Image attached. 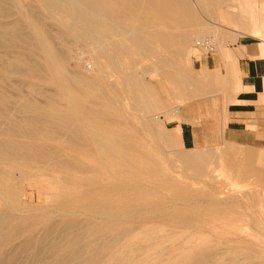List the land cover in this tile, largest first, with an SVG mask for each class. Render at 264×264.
Instances as JSON below:
<instances>
[{
    "label": "bare ground",
    "instance_id": "6f19581e",
    "mask_svg": "<svg viewBox=\"0 0 264 264\" xmlns=\"http://www.w3.org/2000/svg\"><path fill=\"white\" fill-rule=\"evenodd\" d=\"M174 5L182 7L175 0H0V264L18 262L26 253L34 257L35 264H108L111 254L125 255H120L119 250L126 235L121 226L135 217L136 221L141 217L148 223L157 211L169 219L178 209L227 207L223 200L205 205L190 199L194 194L184 185L173 195L175 203L151 210L124 208L118 203L129 190L135 191L144 184L124 177L123 166L138 167L135 157L143 152L132 127L134 118L124 116L122 110L121 58L129 49L134 54L155 51L157 47L171 48L173 38L179 36L174 33L177 29L159 30L148 17L163 16L161 23L167 27V15ZM79 43L90 50L91 62L83 68ZM69 59L74 60V68L69 67ZM46 84L53 87L47 89ZM135 85L130 97L141 102L144 94ZM126 129L133 130V134L123 133ZM175 154L177 158L178 152ZM47 186L55 189L52 205L34 204ZM165 187L174 189L170 180ZM262 198L258 200L262 202ZM114 261L122 264L119 259ZM211 261L204 256L192 260V264Z\"/></svg>",
    "mask_w": 264,
    "mask_h": 264
},
{
    "label": "rangeland",
    "instance_id": "374dc122",
    "mask_svg": "<svg viewBox=\"0 0 264 264\" xmlns=\"http://www.w3.org/2000/svg\"><path fill=\"white\" fill-rule=\"evenodd\" d=\"M28 1L31 2L32 0ZM202 1L175 0L183 8L174 5V8L167 15V19L169 20L167 27L161 23L163 16L153 14L154 16L148 17L155 21L156 28L159 30L166 28L171 32H174L176 29L178 30L179 33L176 32L177 30L174 33H177L179 36L173 38L170 45L171 48L164 50L162 47H157L155 51L148 49L133 54L129 52L130 47H127L126 49L129 50H127L128 54L126 52L125 55L127 54L128 56L125 57L124 55V59L121 58L123 66L121 68L120 74L122 75H120L119 83L122 82L123 84L121 83L122 85L120 84L119 87L123 95H127V97L121 96V102L123 101L122 110L124 116L127 117L128 114V117L134 118L132 122L134 121L133 123L135 124H132V127L135 129L136 138L141 144V151L143 152L142 155L137 154L135 157L138 167L123 166L125 171L124 177L135 182L138 181L141 185L144 183L145 185L143 184L142 188L135 191L129 190L128 194H124L122 200L118 201V203L124 208L141 207L151 210L156 206L175 203L173 195L177 193L178 188L184 185L189 190V193L194 194L190 199L199 200L201 203H205V205L210 203V201H214L217 204V200H223L224 203L227 202V207L220 208L217 205H208L210 207L206 206L195 210L178 209L177 213L175 212L176 214H172L173 218L170 217L169 219L160 216V212L157 211L154 214L155 218L150 219L153 223L150 221L147 223L141 217L138 218V220L140 219L139 221H136L135 217L134 222H126L121 226L126 231V235L120 243L119 250L120 255H125L120 257L116 254L114 256L111 254L112 256L110 255L108 259L106 258L107 261L109 260L108 264H114L113 261L115 259L122 261V264H192V260L204 256L211 258L212 261L209 264H264V206H262L264 205V188H262L264 187V169L261 170L264 168V163L260 160L259 155L260 153L264 154V145L256 137L252 136H249L250 140L248 142H232L224 138L217 142V125H215L217 124L215 120L217 118V102H214L215 90L209 89L206 92H197L196 88V81H202V84H204V81L208 82V76L210 77L217 70L216 67H213L212 63H206V59L212 58L216 52L217 55L222 56V62L225 64L232 55L231 51H242V49H248L251 52L259 51L260 39L252 36V30L264 38V1ZM185 5L186 7H184ZM231 14H233V21L230 19ZM187 15L189 16L187 17ZM237 19L244 22L238 20L239 22L236 23ZM179 20H182L183 23L179 24ZM246 24H248L247 27ZM175 25L179 27L177 28ZM181 29L182 31H180ZM204 40L210 41L213 44V51L208 52L205 47L198 45V43H202ZM80 45L83 46V44L79 43V45L77 44V49L83 54L81 56V66L83 68L85 63L91 62L89 60L90 50L88 46L87 49V47L85 48L86 45L83 47ZM175 45L178 46L175 48ZM156 52L159 54H156ZM164 53H166L167 58L164 56ZM152 55L156 57H152ZM171 58L177 61H173ZM72 60L69 59L68 65L74 68L75 62ZM166 63L167 65H165ZM127 72L132 73L127 74ZM125 73L131 77L130 79L128 76L131 81L128 80ZM126 84L127 86H125ZM134 85L144 94L141 101L143 104L139 100L134 101L133 99L132 101L130 97L131 90L135 89L133 88ZM52 87V84H46L45 86L47 89ZM122 87L124 88L122 89ZM127 87H130V90ZM126 89L127 91H124ZM126 92L130 93V95L126 94ZM148 97H152L151 100ZM234 102L237 103L238 101L234 100ZM138 105H140V108ZM131 107L132 109H130ZM231 107L232 110H240L244 106L233 105ZM223 109V113H225L226 105ZM146 112H149V114L145 115ZM142 117L145 118L146 122ZM138 118L141 119L140 122ZM178 126L182 128L177 130ZM248 127L256 132L255 126ZM138 131H141L142 135ZM123 133L131 135L133 134V130L126 129ZM155 149L158 152L159 150L161 151L158 153ZM177 152L178 159L175 154ZM251 154L254 156L252 157ZM186 159L189 161L187 162ZM210 160L212 161L210 162ZM194 165L195 167H192ZM171 166L172 170L170 169ZM183 166L184 169L182 168ZM166 167L170 170L166 169ZM183 170L185 171L183 172ZM252 171L256 175L252 173L254 176H251ZM182 173H184L185 177L182 176ZM169 180L174 186L172 191L167 190L165 187V183ZM44 190L41 193L42 196L34 204L52 205V193L55 189L52 186H47ZM27 191L30 193L31 189ZM254 192L256 195H259H257L260 197L258 199L263 197V203L257 199ZM250 196L253 198V205L252 203L250 204ZM168 198L170 200H167ZM200 198H203V201ZM208 200L209 202H207ZM259 204L261 205L259 206ZM257 205L260 207L259 209L258 207L255 208ZM257 210L260 211L257 212ZM255 212L259 214L257 215L256 213L255 215ZM174 215L176 216L174 217ZM183 215L185 221H182L184 219H180L183 218ZM188 216L191 217L189 218ZM192 216L193 218L194 216H201L199 219L202 220L204 216V219L207 218V220L205 219L206 221L203 220L204 222H202L195 217V222H193ZM54 217H52V222L56 219V216ZM160 217L163 219H161V223H159ZM171 218L172 220L174 219L173 222H176V225L170 220ZM169 221L171 222L168 223ZM178 225L180 229L176 228ZM185 227L188 229H185ZM185 236L188 237L186 238ZM105 256L107 257V255ZM122 259L125 261L123 262ZM21 260L15 261L16 263L10 261V264H35V259L30 253L24 254ZM4 263L8 264L9 261L1 264Z\"/></svg>",
    "mask_w": 264,
    "mask_h": 264
},
{
    "label": "crops",
    "instance_id": "0c3cea01",
    "mask_svg": "<svg viewBox=\"0 0 264 264\" xmlns=\"http://www.w3.org/2000/svg\"><path fill=\"white\" fill-rule=\"evenodd\" d=\"M232 18L233 16L231 20H234ZM252 32L253 37L260 39L258 52L248 49L231 51L232 55L225 64L222 62V56L216 52L212 58L206 59V63H212L217 70L208 76V82L204 81L202 84V81H196L197 92L215 90L217 142L222 138L232 142H248L249 136H252L264 145V38L254 30ZM234 100L238 102L235 103ZM225 105L226 110L223 113ZM233 105L244 107L232 110ZM248 126H255L256 132ZM179 128L182 127L178 126L177 130ZM259 155L264 163V154Z\"/></svg>",
    "mask_w": 264,
    "mask_h": 264
},
{
    "label": "built area",
    "instance_id": "2783aa9c",
    "mask_svg": "<svg viewBox=\"0 0 264 264\" xmlns=\"http://www.w3.org/2000/svg\"><path fill=\"white\" fill-rule=\"evenodd\" d=\"M198 45H200L201 47H205L206 50L209 52V51H213L214 50V46L212 43H210V41H202V43H198Z\"/></svg>",
    "mask_w": 264,
    "mask_h": 264
}]
</instances>
